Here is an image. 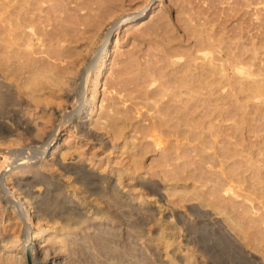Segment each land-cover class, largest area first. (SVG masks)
<instances>
[{"label": "rangeland", "instance_id": "rangeland-1", "mask_svg": "<svg viewBox=\"0 0 264 264\" xmlns=\"http://www.w3.org/2000/svg\"><path fill=\"white\" fill-rule=\"evenodd\" d=\"M90 1L92 2L93 0H65V3L62 0V5L60 6L61 2L59 1L57 2L59 3L58 5L55 3L54 5L53 3L50 5L49 3L47 5H45L46 3L43 4L44 8L43 11H40V15L42 14L44 17L41 16V19L38 20L39 23L37 22L38 27H40L37 29L39 33L31 30V33L35 35L33 36V43L28 45V47L27 45H24L23 48L20 47L22 49L18 47L19 52L16 49L17 52L13 53L12 57L3 58L0 62L1 91L5 89L6 84H34L25 79H28L30 72L33 71L32 65L46 68L36 78L37 82L39 79L37 84L44 85L37 91L40 94L39 105L33 110V113L32 111L31 113L25 112V116L30 118V123L34 126L36 124L46 125L48 130L56 126L54 134L49 138V140H52L56 136V131L59 127L57 122H60L66 109L70 107L74 99L79 100L85 93L84 79L91 60L101 46L105 45L107 47V63L103 68L98 83L99 100L92 108L90 114L83 116L82 119L79 116H75L67 122L62 130L60 129L57 137L59 146L54 159L55 161L57 159L60 162H64V164L83 161L87 165L89 163L90 165L88 166H92V168L99 170L98 172L104 175H115L119 172L121 176L123 175L122 177L125 181L119 184L114 182L112 178L108 182L105 180L103 181V183L105 182L104 184L113 185V189H110V191H113L98 193L88 190L87 186H81L80 181L70 182L73 179L70 178L71 175L68 173V176H65L66 179H64L65 183L62 192L65 191L63 193L66 194L68 199L75 198L76 204L84 210L85 215L92 216L94 209L99 210V213L105 210L107 204H109L107 202L111 200V195H115L117 190L116 195L113 197L121 200H118L123 208L120 209L122 213L119 212L122 215H120L122 217L120 220L127 226L140 229L142 234L141 242L143 241L142 243L148 250L152 264H186V254L190 252H193L195 260L199 261L198 264L210 262L211 264H264V238H262L264 237V188L259 185L261 184L259 182L261 181L260 179L264 180V178H261L264 177V174L262 175L264 173V40L262 42V39L260 40L254 34L258 29L255 25H258V23L247 25V22L244 21L242 23L243 28L240 30L239 21L243 15L245 17V12H240L233 16L229 13H232L235 6H239L242 0H114L107 9L97 14H95L93 9H89L94 11V15L86 7H82L85 2ZM152 1L153 3H151ZM92 3L91 5L96 6V3ZM146 3L147 5L143 8ZM261 5L262 2L254 0L248 6L249 11L251 9V14H246L256 20L255 16L261 15L260 12L257 13L259 10L264 15V8L259 9ZM86 10L89 13L86 14ZM189 11L192 12L191 15L188 13ZM89 14L93 15H91L92 18H90ZM192 14L194 15L192 16ZM45 15L46 17L49 15L48 18ZM116 19L120 20L119 26L111 28L112 22ZM193 23L198 24L196 25L198 26L197 32H200L199 28L202 27L204 36L201 34L203 36H201V39L206 37L205 31L214 30L216 36L222 35L225 46H230L233 49L238 46L236 48L238 50L242 46L251 48H249L250 51L247 50L249 53L247 52L246 56L244 55V60H247L246 63L248 64L249 62L251 65L250 71L235 70V74L230 72V69L228 71L230 75L231 73L235 75L233 79L236 77L234 84H224V81L222 84L221 79L215 85L208 84V82L203 84L205 86L203 88L204 103L207 107H204V109L209 111L210 118L206 116L204 131L202 130L201 133H203V137L206 136L207 140L217 137L218 134L219 146L227 145L226 140L230 138L235 143L233 144L234 148L232 147L235 151L233 161H230L232 157L226 159V155L224 154V156L221 153L224 150L223 147V150L222 148H220L221 151L219 150L222 157L217 156L218 153L208 154L214 149L213 145L205 146V148L203 146L201 150L196 151L191 146L198 142L197 138L188 139L173 131L172 134L165 125L163 129L153 128L154 130L149 132L150 134L144 133L142 129V126L150 123L152 119H160L162 116L161 114L159 115L160 109L158 110V108L167 98L168 92H173L174 86L172 85L176 84V77L174 78L175 70L179 69L180 62H183V59L187 56V50L191 49L195 43V37L186 40L188 35L185 34L192 29ZM217 23L219 24L218 26L216 25ZM246 25L248 28H246ZM250 26L254 27L251 29ZM23 49L24 51H21ZM49 66H63L62 68L64 69V80L61 83L64 85L58 94H51L45 88L47 84H53L48 76L50 73L47 70ZM28 68H31L32 71H29ZM222 73L223 71L217 74V77L223 79L226 75L220 77ZM206 80L208 79L205 78L204 80L203 78L204 83ZM16 91L15 95L19 100L31 101L28 96ZM29 103L32 104L33 102ZM215 105H218L219 109ZM32 106L34 105L32 104ZM212 107L216 109L214 108L215 110H213ZM103 110H110V115L105 111L96 123H90L89 120H85L89 115H91V118H95L98 114L104 112ZM83 114L86 115V113ZM111 114L115 117L114 120L122 117L118 119L120 120V130L116 131L117 133L111 127V122L114 125ZM215 118H220V120H215ZM78 120L86 122L87 127L93 129L92 131L96 135L87 133L77 123ZM213 123L215 124L213 127H217L215 128L217 134H215L213 127L210 128ZM230 124L231 127H229ZM100 135L103 139L99 138ZM153 135L160 136L159 143H156ZM203 137L200 136V138ZM0 146V158H2L3 146ZM213 155L216 158H223L218 159L223 161L211 163V156ZM48 156H50V153ZM169 156L170 158H167ZM139 157L141 158L139 159ZM231 165L234 169L236 168L235 165L239 166L236 168L237 170L235 169L237 172L239 170V173L236 172L238 179L235 178L236 181L233 184L234 186L237 185L234 187L236 192L230 191V197L228 196L229 193L225 192V195L228 193L226 196L229 198L227 200L224 199V201H229L230 203L229 199L233 198V200L231 199L232 209L235 208L233 215L235 214L236 221H240L239 223H242L243 226L242 224L241 226L236 225L235 222V227H230L231 224L226 213L214 209L207 202L209 195L212 196V194L208 192L210 190V181L206 180L208 178L206 176L211 177V173H214L212 171L218 172V177L223 176L224 171H228L227 167L229 169ZM57 166L55 164L54 169ZM225 166L227 167L225 168ZM133 170L137 175L128 178V173ZM56 172L59 174V169ZM139 174L144 175L146 178L149 177L153 182L157 183L161 189V194L152 192L148 187L145 188L141 183H137L136 176ZM214 174H212L214 177L217 176V174ZM238 174L241 176L238 177ZM242 174L244 175L243 178ZM214 177L212 178L213 181L217 179V177ZM201 181L205 182L202 183ZM73 183L75 186L72 185ZM257 183L259 184L257 185ZM260 188H263V190ZM32 190L35 191H33L35 194L40 193L39 196L41 194L43 196L46 188L44 184L38 182L32 186ZM192 190L200 191V195ZM123 193H126L125 196ZM192 195L193 197H191ZM203 195L205 200H200L198 196ZM211 196L210 199L213 198ZM139 198L144 200L140 201ZM206 198L208 199L206 200ZM130 202L134 203L130 204ZM131 205L136 210L140 209L139 211L144 209L151 211L150 213L153 214L152 220L148 218L141 221V223L138 222L134 219L135 216L133 215L135 214L130 213ZM194 206L201 208V212L205 211L211 216H215L216 221L219 220L217 223L225 225L235 237L234 240L238 242H233L231 245L226 239H223L224 236L217 229L204 224L200 226L196 220L197 211ZM247 211L250 212L248 215H246ZM179 214H183V217L188 222L179 220ZM236 214H240L241 217ZM63 215L70 216V213L65 212ZM5 216L3 221L5 227L1 225L3 222L0 224V237H2L1 234L11 236L17 233L19 229L16 225L19 220L17 221L14 213L10 215V218L8 215ZM260 217L261 219H259ZM61 218H55L56 223H59H57L58 226L55 231L59 228L60 221H62ZM32 219L34 221L30 224V228L34 229L39 226H47L48 222L53 221L50 217H40L38 219L33 217ZM168 220L171 224L173 222V225L180 224L178 228L180 232L171 227L169 228L168 224L169 226L171 225ZM192 222H194L193 225ZM241 227L243 228L241 229ZM172 237L173 240L171 241ZM128 251L122 252V255L119 254L121 264H142L138 260L139 257L136 259V255L133 256L132 254L131 256ZM100 257L101 260H97L99 264L105 263V255H100ZM255 259H259V261L257 262Z\"/></svg>", "mask_w": 264, "mask_h": 264}, {"label": "bare ground", "instance_id": "bare-ground-1", "mask_svg": "<svg viewBox=\"0 0 264 264\" xmlns=\"http://www.w3.org/2000/svg\"><path fill=\"white\" fill-rule=\"evenodd\" d=\"M58 1L61 2V4L57 3ZM189 1H191V0H189ZM253 1L254 0H242L240 2L239 6H235L233 12L229 13V14L231 16H233V15H236L237 13L245 12V17H243L244 16L243 15L241 17V20L239 21L238 26H239L240 30H242V28H243L242 23L244 21L247 22V25L248 24L253 25L257 22L258 25H255V26H257L256 28H258V29L255 31L254 34L256 36H258L260 38V40L262 39V42H263V40H264V15H263V12L260 10L257 12V13L260 12L261 15L260 14L256 15L255 16L256 20L254 19V17L251 18V17H249V15L246 14V13L251 14L250 13L251 9L249 11L248 6L251 5V3ZM92 2L96 3V6L91 5ZM92 2L91 1L85 2L84 6H82V7H84V8L86 7L88 11H91L89 9H93L95 11V14H97L98 12H101L102 10L107 9L110 6V4H112L114 2V0H93ZM258 2H262V5L259 7V9L264 8V4H263L264 0H258ZM48 3H49V5L52 3L54 5V3H55L57 5L59 4V6H60V5H62V0H0V62L2 61L1 59H3V58L5 59V58L13 55V53H16L17 52L16 49L19 52L18 47L23 48L24 45L25 46L27 45V47H28V45L33 43V41H34L33 36H35V35H33L34 33L33 34L31 33V30L37 31V29L40 28L37 25L39 23L38 20L41 19V16H43L42 14L40 15V11L41 10L43 11V8H44L43 4L47 5ZM63 3H65V0H63ZM151 3H153V1ZM53 5H51V6H53ZM146 5H147V3L143 6V8H145ZM87 10L85 12L86 14L89 13V12H87ZM93 10L91 11V13L94 12ZM197 12L199 13V11H197ZM188 13L191 15L192 12L189 11ZM86 14H85V16H86ZM89 15H90V18H92L94 13H93V15L92 14H89ZM89 15H87V16H89ZM193 15L194 14H192V16ZM48 16L46 17V15H45L46 18H48ZM257 19H259V20L257 21ZM213 20H214V18H213ZM119 22H120V20H117V19L114 20L111 24V28H117L119 26ZM198 23H200V22H198ZM218 23L216 24L217 26L219 25ZM221 23L223 24V22H221ZM222 24H220V25H222ZM192 25H193L192 27L190 25V27L192 29L190 31L188 30V32L185 34L188 35L187 36L188 38L186 40L190 39L191 37L192 38L195 37V43H194V45H192L191 49L188 48L189 50H187V56L186 57L184 56L185 59H183V62L182 61L180 62L179 69L175 70L176 72H175L174 78L176 77L175 78L176 84H174V85L171 84L172 86H174L173 92H171V93L168 92L167 98L161 103L162 105L159 106V108H158V110L160 109L159 115L161 114L162 118L160 117V119L159 118L158 119H152V121L150 123H148L147 125H143L142 129H143L144 133L145 132L149 133L152 130H154L153 128L158 127L160 129H163V128H165V126H167V128L169 129V131H171V133H172V131L174 133L176 132L177 134H179V135L181 134V135L187 137L188 139L189 138H193V139L197 138L198 142H196V144L194 143L193 146H191L192 148L194 147L196 151H198L199 149L201 150L203 148V146L205 148V146H209V145L212 146L213 145L214 149L211 152H208V154H212V153L217 154L218 153L217 156H221L220 148L223 147L224 150L222 148L223 152H221V153L223 155L224 154L226 155V157H227L226 159H229L232 157V159L230 161H233L234 160L233 156H235V151H234V149H232V147H233V144H235V143L232 142V140L230 138H227L228 139V140H226L227 145H223V146L220 145L219 146L218 145L219 139H217V137L219 135L215 131V128H217V127H213V125H215L214 123L212 124V126H210V128H212V127L214 128V131L216 132L215 134H217V137L215 136L212 139L207 140L205 138L206 136L203 137L204 135H203V133H201V131L203 130V128L206 124L204 122L206 120L205 119L206 116L210 118L209 111H206L204 109V107H206V106L204 103L205 101H204V95H203L204 94L203 88L205 86L203 84H206V82H208V84H214L215 85L218 83L219 79L222 80V84H223V81H224V84L225 83L226 84H234L236 77H235V79H233L235 75H233V73H231V75H230L228 73V71H229V69L231 70L230 72H234L235 70L250 71L249 68L251 67V65L249 64V62H248V64L246 63L247 60H244V58H245L244 55L247 54L248 51H250L249 50L250 47L247 48L246 46H242L244 48L240 47V50H238V49H236L238 46L234 49L230 46H227V45L225 46L224 42H223L222 35L216 36L214 34V30H212V31L210 30V32L205 31L204 33H205L206 37H204L205 39L204 38L201 39V36L202 35L204 36V34H202L203 33L202 27L199 28L200 32H197L198 26H196V25H198V24L193 23ZM223 25L225 26V24H223ZM247 25H246V28H248ZM252 27H254V26H250L251 29H252ZM246 28H244V29H246ZM231 29L233 30V28H231ZM239 32H241V31H239ZM241 33H243V32H241ZM252 34H253V32H252ZM36 36L39 37L38 35H36ZM35 39H36V37H35ZM22 48H20V49H22ZM21 51H24V49ZM25 53H26V51H25ZM106 55H107V47L105 45H103L96 52V55L91 60V63L89 64V66L87 68L86 76L84 79L85 93H84L83 97L80 98L79 100L74 99V101L71 103L70 107L68 109H66V111L63 114V117L60 120V122H57V123H59V127H58V130L56 131V136L52 140H49V138L51 137V135L54 134V132L56 130L55 129L56 126H54L53 129H49V130L46 128L47 127L46 125H37L35 123L36 125L34 126L30 123V118L25 116V112L31 113V111H32V113H33V110H35L39 105L40 94L37 91L41 88V86H44V85L43 84H37L39 82V79L37 82L36 78L38 75H40L44 72V70L46 69L45 67L41 68L39 65L38 66L32 65L33 67L32 66L31 67L33 68V71L31 68H28L29 71H32V72H30L31 74L29 75L28 79L27 78H25V79H26V81H29V82L31 81L34 84H28V83L27 84H18L17 83L14 85L6 84L5 89H3L2 91L0 90V145L3 146V153L1 155L2 158H0V224H1V222L4 221V218L6 217L5 215H8L10 218V215H12L13 213H14L15 218L17 217L16 218L17 221L19 220V222L17 224L15 223L19 227L17 233H15L11 236L1 234L2 237H0V264H99V262L97 260H99V259L101 260L100 255H103V256L105 255L106 260L105 259L104 260H105V263H107V264H121L122 262H120L121 260H120L119 254L122 255V252H127V250H129L128 254L130 253L131 256H132V254H133V256L136 255V259H138V257H139L138 260L140 263L152 264V261L150 258L151 256H149L150 254H148V250H146L144 244L142 243L143 241L141 242L142 234L140 233V229L138 230L136 228H133V226H129V225L127 226V225L123 224L122 221L120 220V218H122V217H120V215H121L120 213H122V212H120L122 205H120L121 202L120 203L118 202L119 198L117 200L115 197H113L116 195L117 190L115 191V195L109 194V195H111V197H110L111 200H109L110 202L109 201L107 202L109 204H107V207L105 208V210L104 211L102 210V212L99 213V210L94 209V212H93L94 214H92V216L91 215H85L84 210L81 207H79V205L76 204V201L74 200L75 198L68 199L66 194L63 193L65 191L62 192V189L64 187V183H65L64 179H66L65 176H68V173L72 176L71 177L69 175L70 178L73 179V180H70V182L71 181H73V182L74 181L75 182L80 181L81 186H87L88 190H90L92 192H98V193L109 192L110 189H113L112 188L113 185L108 186V185L104 184L105 182L103 183V181L106 180L108 182L112 178V180H114V182H117L120 184L123 181H125V179L122 177L123 175L121 176V174L119 172H117L115 175L114 174L104 175L101 172H98L99 170L97 171L95 168H92V166L91 167L88 166V165H90L89 163L87 165L86 162H83V161L71 162L69 164H67V163L64 164V162H60L57 159L55 161V159H54V157L57 153V150H58V146H59V143L57 142V139H58L57 137H58V133L60 132V129L62 130L66 126L67 122L69 120H71L73 117L79 116L82 119L83 116H87L88 114H90V112L92 111V108L97 104V102L99 100V90H98V88H99V85H98L99 77H100L101 73L103 72V68H104L105 64L107 63ZM22 56H23V54H22ZM93 65H94V68H93ZM52 66H54V65H52ZM62 67H59V66L50 67L49 66V69H47L48 71H50V73L48 75L49 80L51 79L53 84H49V85L47 84L45 86V88H47L51 94H58V93H60L61 89H63L64 84H61V83L64 80L63 79L64 78V76H63L64 69ZM222 71L224 74L222 73L223 75L221 74L220 77L226 75V76H224L223 79L217 77V74L221 73ZM234 74H235V72H234ZM203 78H204V80H205V78L208 80H206L204 83ZM221 80H220V82H221ZM16 90L18 92H20V94L28 96L31 100L29 102H33L32 104L34 106H32V104L29 102L19 100V98L16 97V95H15ZM89 92H90V95H89ZM215 97H217V96H215ZM212 106H213V104H212ZM215 106H217L216 108L219 107L218 105H215ZM214 108H213V110L216 109V108L215 109ZM103 111L104 112H101L95 118H91V115H89L85 120L86 121L89 120L90 123L91 122L96 123L99 121L100 116H102L106 110H103ZM109 111L107 110L106 112L110 115ZM160 111H161V113H160ZM114 112H116V111L114 110ZM83 113H86V115H84ZM124 117H126V116L124 115ZM121 118L122 117H120L118 119H121ZM127 118H129V117H127ZM111 119H112V117H111ZM114 119H115V117L113 116V120ZM118 119L113 121L114 125H112V122H111V127H113L114 132L120 130V124H119L120 120H118ZM216 119H218V118H215V120ZM218 120H220V118ZM109 121H110V119H109ZM123 122H124V120H123ZM213 122H214V120H213ZM77 123H79L80 126L83 129H85V131L87 133L92 134V135H96V133L92 131L93 129L88 128L87 124H85L86 122H84L83 120H81V121L78 120ZM231 124L229 125V127H231ZM167 128H166V130H167ZM94 129H96V128H94ZM212 131H213V129H212ZM162 133H164V131H162ZM214 135H212V136H214ZM153 136H155V135H153ZM200 136H202L203 138H200ZM228 137H230V136H228ZM99 138L103 139V137H101V135ZM160 139H161L160 136H155V138H154L156 143H159ZM225 139H226V137H225ZM236 144H237V142H236ZM242 145H244V144H242ZM146 151H148V150H146ZM49 153H50V156H48ZM163 153H165V152H163ZM170 154H172V153H170ZM213 156H211L212 157L211 163L213 162V164H214L216 162H219V161L222 162L223 161V160H218L220 157L216 158L215 157L216 155L214 157ZM141 157H139V159ZM167 158H170V156ZM220 159H223V158H220ZM169 160H171V159H169ZM139 161H141V160H139ZM167 162H168V160H167ZM55 164L58 166L54 169ZM136 164H138V163H136ZM226 167L227 166H225V168ZM235 167L237 168L239 166L235 165ZM225 168H224V170H225ZM58 169H59V174H57L58 172H56V170L58 171ZM174 169H175V167H174ZM235 169L232 167V165H231V167H229V169L227 167L228 171H224L222 169L224 171V175L220 176V177H218V174H217L218 172L212 171V172L217 174V176H215V177H217V179H214V181L212 179L214 177L212 174H214V173H211V177L213 176L212 178L209 176H206V177H208V178H206V180L208 179L210 181V186H209L210 190L208 192L210 194H212V196H213V198L210 199L211 195H209V200H207L208 198H206V200L210 205L213 206L214 209H217L219 211H223L226 213V216L229 220V223L231 224L230 227H235V222H236V225L241 226V224H242V223H239L240 221L239 222L236 221V219H235L236 216H234L235 214L233 215V212H235V210H234L235 208L232 209L233 204L231 203L232 202L231 199L233 200V198L229 199L230 203H229V201H224V199L227 200L230 197V193L232 192V190L234 191L235 190L234 187L237 186V185L236 186L233 185L235 183L234 181H236L235 178H237V174H236L237 169L236 170ZM239 169H241V168H239ZM164 170H166V169H164ZM243 170H244V168H243ZM243 170H242V172H243ZM223 171H221V172L223 173ZM172 173H173V171H172ZM237 173H239V170ZM167 174H169V173H167ZM216 174H214V175H216ZM263 174L264 173H262V175ZM135 175H137V174L133 170L130 173H128L127 177L132 178ZM203 175H204V173H203ZM219 175H221V173H219ZM238 175H239L238 177L241 176L240 174H238ZM243 176L244 175L242 174V178H243ZM254 176H255V174H254ZM174 177H176V176H174ZM177 177H178V175H177ZM261 178H264V177H261ZM167 179H169V178L167 177ZM177 179H180V178H177ZM257 180H259V179H257ZM260 180L261 181H259V182L261 184L257 183V185L259 184L260 187L262 186L264 188V183H262L264 180H262V179H260ZM246 181H247V179H246ZM38 182L39 183L41 182V184H44V186L46 188V191L43 194V196H41L42 194L39 196L40 193L35 194L34 193L35 191L32 190V186H34V184L38 183ZM136 182L141 183L142 185L145 186V188L148 187L152 192H156V193L161 194V189H160L159 185H157V183L153 182L151 180V178H149V177L146 178L144 175L139 174L138 176H136ZM204 182H202V183H204ZM72 185L75 186L74 183ZM257 185H255V186L257 187ZM82 188H84V187H82ZM87 188L85 187V189H87ZM258 188H259V186H258ZM263 188L262 189L260 188V189L263 190ZM84 191H86V190H84ZM111 191H113V190H111ZM192 191L194 193H197V194H199V192H200V191L197 192V190L196 191L192 190ZM225 192H228V193L230 192L229 195H228V193L226 194L229 196L228 198L225 195ZM234 192H236V191H234ZM123 194L125 196L126 193H123ZM107 195H108V193H107ZM184 197H185V195H184ZM186 197H187V195H186ZM191 197H193V195ZM198 197L200 200H205L204 195L198 196ZM232 197H233V195H232ZM98 198H100V197H98ZM105 198H107V197H105ZM139 200L142 201L144 199L139 198ZM100 201H101V199H100ZM102 201H104V200L102 199ZM119 201H121V200H119ZM133 203L134 202H130V204H133ZM105 205H106V203H105ZM194 209L197 211L196 220L200 224V226L202 224H204L206 226L213 227V229H217V231H219L220 234L222 233V235L224 236L223 239H226L229 242V244H231V245L233 244V242L234 243L236 242V240H234L235 237H233V234L231 233V231H229L225 227V225H223L219 222L217 223V221H219V220L216 221V219L214 218L215 216L213 217V216H211V214H209L208 212L206 213L205 211H203L205 213L201 212V208H199V207L197 208V206ZM139 210H136V208L131 205L130 213L135 214V215H133V216H135L134 219H136L140 223H141V221H143L145 219L147 220L148 218H151V220H152L153 214L150 213L151 211L149 212L148 209H144L143 211L142 210L139 211ZM232 210H234V211H232ZM247 210H248V207H247ZM65 212L70 213V216L63 215V214H65ZM249 213L250 212L247 211L246 215H248ZM237 214H238V212H237ZM183 216H184L183 214L182 215L179 214L178 215L179 220L186 221V223H187L188 221ZM237 216H240V214ZM33 217H35L36 219H38L40 217H42V218L50 217L53 219V221H50V223L48 222L47 226H39L37 229H34V228H30V224L34 221L32 219ZM58 217H62L61 218L62 221H60L61 223L59 225V228L57 229V231H55L56 227L59 224L58 222H57L58 224L56 223L55 218H58ZM237 219H238V217H237ZM256 219H258V218H256ZM259 219H261V217ZM155 220H156V217H155ZM37 222H38V220H37ZM194 222H192V225ZM257 222H259V221H257ZM257 222H256V224H257ZM169 223H170V221H169ZM237 223H239V224H237ZM1 225L3 227H5L4 222ZM170 225L171 226H169V224H168L169 228L171 227L173 229H176V231L179 230V232H180V229H178L180 224L179 225L178 224L173 225V222H172V224L170 223ZM136 226H137V223H136ZM227 226H229V225H227ZM242 226H243V224H242ZM242 228L243 227H241V229ZM20 231H21V233H20ZM211 231H213V230H211ZM239 231H240V228H239ZM4 232H5V230H4ZM4 232H2V233H4ZM258 232H260V231L258 230ZM213 233H215V232H213ZM20 234H21V236H20ZM160 234H162V233H160ZM262 238H264V237H262ZM168 240H169V238H168ZM172 240H173V237L171 238V241ZM206 256H208V255H206ZM98 257H100V258H98ZM92 258H94V260H92ZM186 259H187V260H185L186 264H198V262H199V261H197V259L195 260V257L193 256V252L187 253ZM28 260H29V262H28ZM127 260H128V258H127ZM255 260H254V262H255ZM256 261L258 262L259 259ZM105 263L102 262L100 264H105ZM206 264H211V262L206 263Z\"/></svg>", "mask_w": 264, "mask_h": 264}]
</instances>
